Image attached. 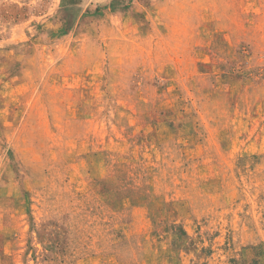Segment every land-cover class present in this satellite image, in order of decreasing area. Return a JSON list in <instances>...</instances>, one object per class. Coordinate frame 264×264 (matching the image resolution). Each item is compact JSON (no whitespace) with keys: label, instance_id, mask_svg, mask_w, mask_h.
I'll return each mask as SVG.
<instances>
[{"label":"rangeland","instance_id":"1","mask_svg":"<svg viewBox=\"0 0 264 264\" xmlns=\"http://www.w3.org/2000/svg\"><path fill=\"white\" fill-rule=\"evenodd\" d=\"M0 264H264V0H0Z\"/></svg>","mask_w":264,"mask_h":264}]
</instances>
